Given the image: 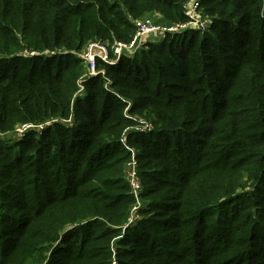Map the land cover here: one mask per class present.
Instances as JSON below:
<instances>
[{"label": "trees", "instance_id": "trees-1", "mask_svg": "<svg viewBox=\"0 0 264 264\" xmlns=\"http://www.w3.org/2000/svg\"><path fill=\"white\" fill-rule=\"evenodd\" d=\"M183 3L0 0V264H264V0H200L206 31L80 80L89 42Z\"/></svg>", "mask_w": 264, "mask_h": 264}, {"label": "built area", "instance_id": "built-area-1", "mask_svg": "<svg viewBox=\"0 0 264 264\" xmlns=\"http://www.w3.org/2000/svg\"><path fill=\"white\" fill-rule=\"evenodd\" d=\"M182 8L184 15L187 18V21L184 23L165 26L157 24L150 18H144L133 22L135 32L131 39L127 42L114 41L111 44L101 41L89 42L80 53H75V56L82 60L85 67V74L80 80L92 78L98 74L96 70V64L98 61L107 65H115L120 57L132 58L147 43L159 42L166 35H176L190 30L204 32L209 28L211 18L203 14L200 8V0H184ZM32 55H34V53L29 54V56ZM78 86V94H81L83 92V86L80 81H78ZM69 123L70 120L65 122V124ZM42 127L43 125H20L17 127L14 134L17 139H20L26 131L32 129H42ZM152 129L153 127L148 121L140 122L139 126L136 128V130L143 133H148L152 131ZM125 139V137L122 139L124 143ZM131 153V158L126 163L124 168V177L129 185L131 194L136 199V203L131 210L132 213L139 208V193L141 192L142 186L137 173V162L134 158L132 150ZM128 223H132V216H130Z\"/></svg>", "mask_w": 264, "mask_h": 264}, {"label": "rangeland", "instance_id": "rangeland-1", "mask_svg": "<svg viewBox=\"0 0 264 264\" xmlns=\"http://www.w3.org/2000/svg\"><path fill=\"white\" fill-rule=\"evenodd\" d=\"M144 18H150V19H152L154 22H156L157 24L159 23V24H161V25H165V24H162V23H160V16L158 15V14H154V15H149V16H145V17H143V18H140V19H144ZM157 19V20H156ZM159 19V20H158ZM137 20H139V19H137ZM136 21V20H135ZM165 26H168V25H165ZM8 136H11L12 137V143L14 142V141H16L17 140V137H16V135L15 134H13V135H8ZM1 138V137H0ZM133 152V151H132ZM140 194V193H139ZM143 207V202L141 201V199H140V196H139V208L138 209H140V208H142ZM138 209L135 211V212H132V213H130V216H132V223H135L136 221H138V219H139V217H138V215H137V211H138ZM131 224V223H130Z\"/></svg>", "mask_w": 264, "mask_h": 264}]
</instances>
